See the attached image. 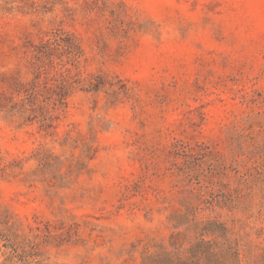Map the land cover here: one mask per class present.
<instances>
[{
	"label": "rangeland",
	"instance_id": "obj_1",
	"mask_svg": "<svg viewBox=\"0 0 264 264\" xmlns=\"http://www.w3.org/2000/svg\"><path fill=\"white\" fill-rule=\"evenodd\" d=\"M264 264V0H0V264Z\"/></svg>",
	"mask_w": 264,
	"mask_h": 264
},
{
	"label": "trees",
	"instance_id": "obj_2",
	"mask_svg": "<svg viewBox=\"0 0 264 264\" xmlns=\"http://www.w3.org/2000/svg\"><path fill=\"white\" fill-rule=\"evenodd\" d=\"M152 264H184V262L179 257H174L171 252L163 250L153 259Z\"/></svg>",
	"mask_w": 264,
	"mask_h": 264
}]
</instances>
